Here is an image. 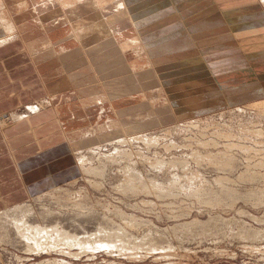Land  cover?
Returning a JSON list of instances; mask_svg holds the SVG:
<instances>
[{
	"label": "bare ground",
	"instance_id": "obj_1",
	"mask_svg": "<svg viewBox=\"0 0 264 264\" xmlns=\"http://www.w3.org/2000/svg\"><path fill=\"white\" fill-rule=\"evenodd\" d=\"M116 1L117 4H114V2ZM259 2L261 5H263L264 0H260ZM112 4H114L113 7L115 8V13H111V16L106 17L104 10L108 9ZM234 4L236 3H234L233 0H0V48L14 44L21 40L25 43L24 45H26L29 50H33V48L36 47H31L30 44L33 43L32 40L34 38L32 37L36 36L34 34L36 30L30 29V27H35L36 23L43 25V30H46V28L48 29L52 26H58L54 24L55 20L52 21V19L57 16L56 14H58L59 22L63 19V23L68 24L67 27L71 30V35L69 37H74L82 42L86 37L84 35L79 36V33H82L83 30H85V33H88L89 31L95 29V26H85L86 20H90L92 18L86 17V19H83L84 17L81 16L83 13H85L83 11L88 8L90 9V11H94L97 13V30L101 31V35H106V40H104L97 46V51L101 56H106L111 53V55L113 56V65H115V63H118V61L121 59V57H119V54L125 55L132 48V50H135L136 52L140 50L141 54H146V57L148 59L147 61L150 67L148 71L145 70L147 71V75H138L141 78L140 80H136L138 76H136V78L134 77V80L132 76L123 73L119 74L118 72H114L113 77H102L104 85H107L110 88V84H113V91H110L111 89H101L103 92L100 93V90H94L96 92L95 95L97 94V96L93 97L92 99L86 100L85 104H97V106L100 108L99 111L102 110L98 114L99 117L104 115L105 112H112L114 115H117V118H115L114 120L110 118L111 122L107 127H116V129L114 128L113 131L116 130L115 132H122V134H120L118 137L116 136V138H102L100 141H104V143H97V138H99V136L101 137L103 133H105L104 131L98 130V123L101 122L103 118L97 120L98 123L95 124L92 121V118L94 116H92V114H89L88 117L90 119V123L87 121L89 123V128L80 137L82 143L77 146L73 145L74 147L70 146V154L64 159L62 163L68 164L69 161L74 164V170L76 174H72L71 177L75 179L65 185H61L53 189L50 188L51 190L49 189L46 193L41 194L35 198L32 197V199L28 202L15 204V206H7L6 209L0 211V229L9 231L10 224H12V227L14 228V231L16 233L15 236H17V240H15L17 241V243H22L25 249L29 252L45 253L47 255L49 253H52L53 251H56L75 256V254L72 252L75 247L81 249L80 254L86 253L88 251L96 252L100 249L113 250L116 248L123 251H134L142 249V245L145 244H151V246L149 247L151 251L159 249L158 242L151 236V234H146L139 241H137L138 238L131 237L127 233L128 231L126 230V228L128 226L126 227V225L111 227L103 226L101 224L97 228V230L92 233L85 232L83 234H78L77 232H72L71 230L66 228L65 224L60 221H57V223L54 225H42L40 223H33V217L35 216L31 215L36 213V211L34 212V210L30 208L31 205L28 204L29 202L37 198H43L45 196H52L56 198V194L60 193V191L65 189L66 186L76 184L85 176H88L87 178H85L88 180L90 185L97 189V187H101L103 185L101 178H104L107 175V171L109 169L107 162L118 161V159H122V161L125 160L127 162L124 175L125 177L123 179L124 181L123 183H120L122 186V191L124 193H133L136 195L153 194L158 198H161L162 196H175L174 198H179L181 196H184L186 198H197L199 202L207 204L212 208L222 207L229 203L237 202L239 199H241L242 196L245 195V193L243 192L244 195L241 194L242 189H237L236 185L243 184L244 182H253V180L258 176L257 174H259L257 171L253 170L254 147H251L253 143H248L246 142L247 140H243V136H247V138L250 137L248 139L252 141L253 134H255L256 136L264 134V130L256 129L253 127V121L248 123H239V121H241V117H237L235 119L228 117L230 118L229 121H227V119L223 120L225 122L221 123L219 119H210L203 121L199 120V118L197 117L198 119H191L188 124L183 123L184 125L181 124L180 126H172L162 129L164 132L163 136L158 135L156 131H149L150 129H152V127H159V125L168 123L170 124V122H172L171 118L173 117L175 112L187 113L186 111L180 112L181 109L176 110V106H178V103L177 101L175 102L173 100L172 102H170L172 104L171 107L169 106L170 108L160 111L163 118L161 119V121L159 120L158 122L150 123V119L147 118L146 115L143 116V111H145L146 108H149V105H147L148 103L143 104L141 106V109L133 111L136 114H140V118H133L134 120L129 119L128 121L127 119L125 121L119 120V116L122 115L121 113L125 111L122 106H127L128 102L130 104L134 101L133 97H131L130 94L139 93L141 88H149L150 90V88H154L156 83L160 84V88H162L163 90H168L169 93L167 94L172 93L177 97L180 94L188 95L192 93V91L190 90L187 91L185 89L186 87L201 88L200 85H202L203 88L199 90L200 92H198L197 96H190L187 98L190 100H198L199 97L201 98V100H205L209 98V96L222 95L224 97V100H221V107L226 106L224 108H229V105H232L235 102L238 104L239 102H247V104L245 105L236 106L237 110L240 111V113H244L243 111L246 112L248 110L249 112H251V114L249 115H253L252 111L260 108V114L264 115V106L261 107L262 104H264V100H253L254 97L257 98V95L260 94V91L257 90L256 86H258V89L260 88V90L264 89V81L259 80L258 78L259 75L264 74V56L260 57V59L253 57L255 53H261V51H264V21L261 19H257L260 26H257L255 24L253 26H245L246 24L243 21L237 24L235 21H238L240 18H242V16L240 14H234L232 12L234 8L232 7H239L240 10L241 7L244 6H234ZM50 7L53 8L51 9ZM244 11L245 9L241 12ZM214 13L218 14L216 18H212ZM127 16L130 17V21L133 25L132 32H136L137 34L135 38L132 35L131 39H129L126 37V33L121 32L123 30L113 29L115 26H118L121 21H123V19H125ZM61 17L63 18L60 19ZM219 21H224L227 24L225 25V27H227L226 30H230V32L221 33L224 25L223 28H215L214 25H218ZM22 23H24L23 26H21ZM240 25L244 26L245 28L237 29V27H239ZM213 31L216 34H214ZM127 34L129 35V33ZM238 37H241L240 43L238 41L239 39H237ZM53 39L54 41L57 40L59 42L61 39V32L59 35L57 34V36L54 35ZM180 40H182V43H178V41ZM174 44L175 46H173ZM134 47L138 49V51ZM236 48H241L242 50H244L246 60L243 61L244 63H240L239 65H228L227 67L218 65L217 62L221 61L220 59H222V56L220 55H224L222 53H233L234 49ZM174 49H180L184 52H188L187 60L195 61L194 66L191 65L190 67H187L185 65L181 66V68L178 70L171 69L168 71H163L162 67L165 63H163L164 59L160 58H166V53H169V51ZM94 54V51H92V53H86L82 57H84V61L86 62H89L86 59L90 60L92 66L97 65V61L94 64V61L91 59ZM195 55L198 59H195ZM212 56L221 58H219V60H213ZM255 59H258L259 62ZM213 61H215L214 64L209 63ZM187 63L189 64V62ZM93 68H97L98 70L99 67L93 66ZM108 70L110 69H107V71ZM121 71L122 70H120L119 72ZM77 74H80V72H70V76L73 82L74 78H77ZM86 76L87 75L85 74V77ZM252 76V80L248 79L244 82L241 80V78L247 79ZM81 80L82 79H80V82ZM128 80L129 82H131V86L127 84ZM99 81L101 82L100 78ZM99 81H97V84H99ZM207 82L212 84H208ZM229 83H232V86H228ZM235 84H240L239 89H234L235 87L233 85ZM189 85L190 87H188ZM81 87H79V89ZM119 88L123 89L124 91L118 93L116 95V99L114 100V96H112V93L117 92V89ZM90 89L92 88L90 87ZM40 91L42 92V89ZM104 92H106L108 95ZM175 92H178L180 94L177 95V93ZM110 94L113 101L111 100ZM150 97L152 98V96ZM107 99L110 102H108ZM152 102H150V105L153 108L154 103ZM218 102L220 101H217V104ZM47 103H49V101L37 102L36 104L27 106L28 111L26 112L12 113L11 118H4L6 121L5 124L8 125L11 122L13 124L14 122L30 118L41 112L42 109L46 107ZM180 104L182 105V103ZM203 104L205 105V103ZM209 104L211 108L210 106H208V104L207 106H202L198 109V106H195L197 110L193 111L194 113H192L198 114L199 112L202 113L203 111H208L209 109L212 110V108L217 109V107H220L217 104H213V102L212 104ZM188 107H191V105L189 106L188 104ZM178 116L180 117V119L181 117H184V115L182 116V114ZM255 120L257 121V119ZM236 122L238 124H235ZM2 124L1 126H3ZM93 125H95V128ZM211 126H215V129L212 131V133H209L208 130ZM183 132H189L186 134L187 136H185L186 139L181 138ZM262 137H264V135ZM86 138L91 139L89 140L90 142H96L90 147L87 146L89 149H91L90 152L92 153L88 151L90 155L85 154L86 150H80L82 145L84 146V144L86 143ZM135 143H138L139 146L138 151L140 155L138 154V156H141L142 160L146 159V162L150 163L154 167L155 171L156 169L159 170L158 174L150 179H146V177L142 174L143 172L137 168L136 161H134V153L133 151H131V148H133L132 146ZM109 144H112L114 146L113 150H110L111 152L109 153L102 152V149L104 147H107ZM182 147H184L185 149H182ZM97 150L99 151L98 155L105 156L101 158L98 164L93 160L97 155ZM152 151L154 153L153 157L150 156L149 153ZM192 164H194L193 166L198 167H211L216 171V176L214 177V179L209 180L208 178H206V174L199 169H192L190 166ZM76 169L78 171H76ZM160 170L164 171L161 173H165L163 177H167V175L170 173L172 175V178H167L166 181H161L159 179V176L161 175ZM231 181L234 182V184H230ZM69 192L70 191H67V193H65L66 199H69ZM81 193L82 191L80 192V194ZM246 195L248 196V199L251 200L250 202H253V195L259 197L260 200H263L264 188L258 190H253V188H250ZM86 196V194H82L80 195V198H85ZM245 199L247 200V197ZM56 201L60 202L62 200L58 199ZM144 203L145 205H150L148 203L151 202L146 199H142L141 204ZM77 205L81 206L83 209L86 208L84 199L78 200ZM67 207H69V205ZM114 211L122 218H128L130 220V223L133 224L135 220L134 216L126 215V211H122L117 206H114ZM52 212L53 214H51ZM54 212L55 209L42 207L41 214L43 213L45 214L44 216H46L49 213L50 215H47L46 218H50L52 216H55ZM126 219L124 221L127 222ZM212 220L214 223L225 221V219L221 218L220 216L212 218L211 221ZM199 224H201V222L197 219H194L191 222L184 223L177 227L174 226V230L182 233H192ZM244 229L245 230L241 231V233L239 232L241 237L253 239V236H258L257 233H253L252 229ZM7 234H9L10 236V232H8ZM15 236H13V238ZM3 240L4 236L0 234V244L3 242ZM48 261H50V259H48ZM50 262L59 263L60 261L54 259Z\"/></svg>",
	"mask_w": 264,
	"mask_h": 264
},
{
	"label": "rangeland",
	"instance_id": "obj_2",
	"mask_svg": "<svg viewBox=\"0 0 264 264\" xmlns=\"http://www.w3.org/2000/svg\"><path fill=\"white\" fill-rule=\"evenodd\" d=\"M259 1L260 0H233V2L236 3L234 4V6H238V5L244 6V7H241L240 10H239V7H232L234 8L232 11L234 14L236 13V15L240 14L242 16V18H240L238 21H235V22L239 24L240 22L243 21L246 24L245 26H253L254 24L257 26H260L258 24L257 19H261L264 21V8H263L264 3L263 5H261ZM114 4H117V1L114 2ZM114 4H112L108 9L104 10L106 17L111 16L110 15L111 13H115V10H114L115 8L113 7ZM50 8L52 9L53 7H50ZM244 9L245 11L241 12ZM56 15L57 16H55L52 19V21L55 20L54 22L55 25L62 24L64 22V20L62 19L63 17L60 18L62 20L59 22L58 14ZM217 15H218L217 13H214L212 18H216ZM218 23H215V24H218L219 26L214 25V24L212 25H214L215 28L216 27L223 28V25H224V28L221 33L230 32V30L228 31L226 30L227 27H225V25L227 24L224 21L223 22L219 21ZM132 28H133V25L130 21V17L127 16L125 19H123V21H121V23L118 26H115L113 29L123 30L121 32L126 33V37L131 39L132 35L134 36V38L137 36L136 32H132L133 30ZM242 28H245V27L242 25L237 27V29H242ZM127 33H129V35ZM240 38L241 37L237 38L239 39L238 40L239 43L241 42ZM180 42L182 43V40L178 41V43ZM68 43L69 44L72 43V40L69 39ZM173 46H175V44ZM72 48L73 47L71 46V49ZM131 50L132 48L125 55L119 54V57L123 59L122 60L120 59L118 63H115L116 66L115 65L114 66L116 68L113 67V64H114L113 60L110 61V58H112L111 53L106 56L105 55L101 56L99 52L97 51V66L99 67L97 70V81H99V78H100L102 82L101 84V82L99 81L100 85L97 84V91L100 90V93L103 92L102 90H105V89H111L110 91H113V84H110L111 85L110 88L107 85H104L102 77L103 78L113 77L114 72H118L119 74L123 73L126 75H130L132 76L134 80L136 76L138 75L139 76H143L144 74L147 75L146 72L149 70L150 67L147 61L148 59L146 57V54L145 53L141 54V51L140 50L138 51V49H136L138 52H136L135 50H132V51ZM90 53H92V51ZM166 54H167L166 58H163V57L160 58V59H164L163 63H165L164 66L162 67L163 71L164 70L168 71L171 69L178 70L181 68V66H185V65L187 67H190L191 65L194 66L195 61L187 60L188 52H184L180 49H174V50L169 51V53H166ZM222 54L224 55H220L222 56V59H220L221 61L217 62L218 65H222V67H227L228 65H236V64L239 65L240 63H244L243 61H246L245 52L241 48L234 49V52L230 54L228 53H222ZM70 55H71V59L75 57V59L77 60V57H78L77 54H75L74 52H71ZM263 56H264V51H261V53H255L253 57L260 59V57H263ZM196 57L197 56L195 55V59H198ZM219 58L221 57L212 56L213 60H219ZM91 59L94 60L93 56L91 57ZM99 59H102L104 63L102 62L103 64L100 65ZM86 60L89 61V62H86L87 76L93 82L94 70L91 67L92 66L91 61L88 59ZM255 60H258V59H255ZM186 61L189 62V64ZM214 62L215 61L209 62V63L214 64ZM126 65H127V68H126ZM107 69H110V70L107 71ZM120 70L122 71L119 72ZM72 71H76V70L73 69ZM139 76L136 78V80L141 79ZM258 78L259 80L264 81V74L259 75ZM248 79L252 80L253 76L247 79L241 78L243 82ZM207 83L212 84L209 82ZM127 84H129L130 86L132 85L131 82H129V80L127 81ZM229 85L232 86V83H229L228 86ZM89 86H92V85H88L87 87ZM200 86L201 88H203L202 85ZM233 86L235 87L234 89H239L240 84H235ZM188 87H190V85ZM154 88L152 87L150 88V90L149 88L148 89L141 88L139 93L130 94V96L133 97L134 101L130 104L128 102L127 106L125 105L122 106V108L125 109V111L121 113L122 115L120 116L118 115L119 120L125 121L127 119L128 121L129 119L140 118L141 115L136 114L133 111L137 109H141V106L143 104L148 103L147 105H149V108H146V110L143 111L144 112L143 116L146 115L147 118L150 119L149 120L150 123L151 122L155 123V122H158L159 120L161 121V119L163 118H162V114L160 113V111L163 109L166 110L170 108L172 106L170 102H172L173 100L175 102L177 101L178 103V106H176V110L181 109L180 112L186 111L187 113L175 112L174 114L173 112L174 115L171 118L172 122H170V124L168 123V124L159 125V127L155 126V127H152V129H150L149 131L151 130L156 131L158 135L163 136L164 132L162 129L172 127V126H180L181 124L184 125L183 123L188 124L189 121H191V119L194 120V118L195 119L199 118V120H203V121L210 120V119H219L220 122L223 123L225 122L223 120L228 119L227 121H229L230 118L235 119L237 117H241V121H239V123L241 122L248 123V122L253 121L254 128L264 130L263 129L264 128V115L260 114V108L253 110L252 111L253 115H249L251 114V112H249L248 110L246 112L243 111L244 113H240V111L237 110L236 106L245 105L247 104V102H239V104L235 102L234 104L229 105L230 106L229 108H224L226 106H223V107L220 106V104H222L221 100H224V97L222 95L209 96V98L205 100H201V98L199 97H198V100L197 99L190 100L187 98L190 96L191 97L197 96L198 92H200L199 91L201 89L200 87L199 88H196V87L187 88L186 87L185 89L187 91L188 90L192 91V93L188 95L175 92L177 93V95L180 94L178 95V97L172 93L167 94L169 93L168 90H163L162 88H160V84L156 83ZM256 88L257 90L260 91V94L257 95V98L254 97L253 100L254 99L264 100V89L260 90V88L258 89V86H256ZM89 90L87 91L86 98L92 99L93 97L97 96V94L95 95V92L92 89H89ZM122 91L124 90L119 88L117 89V92L112 93L113 94L112 96H114L113 99L115 100L117 97L116 95ZM104 93L107 94L106 92ZM72 96H75V94L65 95L63 99L65 102H67L70 99H72ZM112 96L110 94L111 100H112ZM150 96H152V98ZM184 98H187V99H184ZM180 99L181 100L184 99V100L181 101ZM217 101H220V102H218L217 104ZM150 102L154 103L153 108L151 107ZM212 102L213 104H217L220 106L219 108L217 107L218 110L216 108H212V110L209 109L208 111H203L202 113L199 112L198 114H193L194 113L193 111L197 110L198 108L202 106H207V104L208 106H210L209 103L212 104ZM180 103H182V105ZM203 103H205V105ZM184 104H186L187 106ZM188 104L189 106L191 105V107H188ZM195 106L196 107L198 106L197 109ZM263 106L264 104H262L261 107ZM99 109L100 108L97 106V116L96 118L94 116L92 118V121L96 124L98 123L97 120H100L103 118V120H101V122L98 123L99 125L98 130L104 131L105 133H103L101 137L99 136V138H97V143H104V141H100L102 138L103 139L111 138V137L116 138V136L118 137L120 134H122V132H115L116 130L113 131L114 128L116 129V127H107L110 125V122H111L110 118L114 120L115 118H117V115H114L112 112H108V113L105 112L104 115L99 117L98 114L102 111V110L99 111ZM225 112L228 114H226ZM181 114L182 116L184 115V117H181L180 119L178 115H181ZM185 115H189V116H185ZM255 119H257V121ZM5 123L6 121L4 120L2 124L3 127L6 125ZM235 124H238V123L236 122ZM93 126L95 128V125ZM212 127L213 126L209 127V130H208L209 133H212V131L215 129V126L213 128ZM187 133L189 132H183L181 138L186 139L185 136H187L186 135ZM263 135L256 136L255 134H253V140L251 139L253 142L250 141V139H248L250 137L247 138V136H243L244 137L243 140L245 141L247 140L246 142L248 143H253V145L251 146V147H254L253 148V154H254L253 155V170L257 171L259 174H257L258 176L253 180V182H250V183L244 182L243 184L236 185L237 189L239 190L242 189L241 194L244 195L245 193V195L242 196V198L239 199L237 202L229 203L222 207L212 208L207 204L199 202L197 198H186L184 196H181L179 198H174L175 196H166V197L162 196L163 198L162 197L158 198L153 194L136 195L133 193H124L122 191V186L120 183H123L124 181L123 179L125 177L124 175L126 171L127 162L125 160L122 161V159H118V161L107 162L109 166L107 175L104 178H101L103 185L101 187H97V189H95L92 185H90V183L86 179L88 176H85L86 178L84 177L83 179L79 180L76 184H71L70 186L69 185L66 186L65 189L61 190L62 192L60 191V193L56 194L57 196L56 198L52 196H45L43 198H39V199L37 198L28 203L31 205L30 208H32L34 212L36 211V213L31 215V216L36 217V218L33 217V223L35 224L40 223L42 225H51V224L54 225L57 223V221H60L65 224L66 228H68L72 232H77L78 234H83L85 232L92 233L96 231L97 228L101 224L103 226H111V227L126 225V227L128 226L126 228V230L128 231L127 233L131 237L138 238L137 241H139L144 235L151 234V236L155 238L156 241L158 242L159 249L157 250L151 251L149 249L151 244L150 245L145 244V245H142L143 247L142 249H138L134 251L133 250L123 251V250H119L118 248H116L113 250L100 249V250H97L96 252L93 251L94 253L92 251H88L83 254H80L81 253L80 248L75 247V249L72 250L75 256L64 254L61 252H56V251L55 252L53 251L52 253H49L48 255L45 253H33V252H29L28 250H26L22 243H17V241H15L17 240L16 239L17 236H15L16 233L14 231V228L12 227V224H10L9 231L5 229H0V234L4 236V240L0 244V252H1L0 253V264H264V199L260 200L259 197H256L253 195V202H250L251 200H249L248 196L246 195L250 188H253V190L264 188V137H262ZM89 140L91 139H87L86 141L84 140L86 143L84 144V146L82 145V147L80 148V150L81 149L86 150L85 154L87 155L88 154L90 155V153H92L90 152L91 149H89L88 147L96 143V142L94 143L90 142ZM76 143L77 145L82 143L81 138L79 139V142H76ZM108 146L104 147L102 149V152L109 153L113 150L114 146L112 144H109ZM132 147L133 148H131L132 149L131 151H133L134 153V161H136L137 168L143 172L142 174L146 177V179H150L154 177L156 174H158L159 170L156 169L155 171L154 167L150 163L146 162L147 161L146 159L142 160V157L138 156V154L140 155L138 151L139 150L138 143H135ZM182 149H185V148L182 147ZM98 152L99 151L97 150V155L93 159L94 162H97V164L99 163L101 158L105 157L104 155L103 156L98 155ZM149 153H150V156L153 157V154H154L153 151ZM62 165L67 166L70 173L76 174L73 163L68 161V164H62ZM193 165L194 164L190 165L192 169L194 170L199 169L200 171L206 174V178H208L209 180L214 179V177L216 176V171L211 167L200 166L201 167L200 168L198 166H193ZM161 172H164V171L160 170V173ZM164 174L165 173H161L160 175L161 178L159 176V179L161 181H166L167 178H172V175L170 173L167 175V177H163ZM230 184H234V182L231 181ZM67 191H70L69 199H66L65 193H67ZM81 191L82 193L80 194ZM82 194H86L87 196L85 198H80V195ZM246 197H247V200L245 199ZM58 199H61L62 201L57 202L56 200ZM81 199L85 200V204H86L85 209L77 205L78 200H81ZM142 199H146L149 202H151V203H148L150 205H145V203L141 204ZM184 199H186L187 201ZM68 205L69 207H67ZM114 206L119 207L124 212L126 211L125 212L126 215L134 216L135 220L133 224L130 223V220L128 218L127 219L122 218L121 216L117 215L114 211ZM42 207H48L51 209H55V212H54L55 216L46 218L47 215H50V214L48 213L46 216H44L45 214L43 213L41 214ZM62 207L63 208L65 207V208L63 209ZM51 214H53V212ZM217 216H220L221 218L225 219V221L224 222L220 221L217 223H214L213 220L211 221L212 218H215ZM125 219L127 220V222L124 221ZM194 219L199 220L201 224L197 225L198 227H196V229L193 230L192 233H188V232L182 233V232H177L174 230V226L177 227L184 223L191 222ZM244 228L252 229L253 233H257L258 236L257 237L253 236V239H247V238L241 237L239 232L241 233V231L245 230ZM8 232H10V236L9 234H7ZM13 236L15 237L13 238ZM48 259H50V261L56 259V260H59L60 262L59 263L50 262L48 261Z\"/></svg>",
	"mask_w": 264,
	"mask_h": 264
},
{
	"label": "crops",
	"instance_id": "obj_3",
	"mask_svg": "<svg viewBox=\"0 0 264 264\" xmlns=\"http://www.w3.org/2000/svg\"><path fill=\"white\" fill-rule=\"evenodd\" d=\"M87 9L81 16L83 19L86 17L92 19L86 20L85 26H95L96 30L88 33L83 30L79 33V36L86 37L84 43L69 37L71 30L67 23L57 24L58 26L46 30H43V25L36 23L35 27H30L36 30L34 33L36 36L32 37L34 39L30 46L36 48L29 50L21 40L0 48V211L7 206L28 202L32 197L50 188L65 185L75 179L71 177L72 173L68 167L62 163L70 154V146H77L76 142H79L80 137L88 129L90 123L88 115L92 114L95 118L97 116V104H85L88 100L86 93L90 87L93 91L97 90V68H93L97 65L91 66L94 70V80L91 82L88 76L85 77L87 64L82 56L94 51L95 64L97 46L106 40V35H101V31L97 30V13ZM23 25L24 23L21 24ZM60 32V41H54L53 36L59 35ZM69 39L72 40L70 44ZM71 52L77 56L81 55L78 57L80 59L76 60L75 57L71 59L69 54ZM29 54H32V57ZM111 57L110 61L113 60L112 55ZM99 60L100 65L104 63L102 59ZM73 69L80 72L76 75L77 78H74V82L70 76ZM80 79L83 82L82 80L80 82ZM88 85L92 86L87 87ZM69 94L75 96L65 102L63 97ZM48 101L46 107L38 114L1 126L4 118L12 117V113L26 112L27 106Z\"/></svg>",
	"mask_w": 264,
	"mask_h": 264
}]
</instances>
